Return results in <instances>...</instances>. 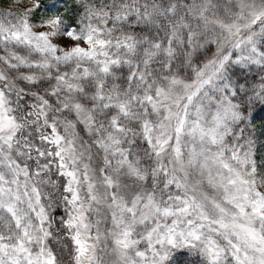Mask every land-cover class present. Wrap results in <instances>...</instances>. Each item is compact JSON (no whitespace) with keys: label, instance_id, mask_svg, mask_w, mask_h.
<instances>
[{"label":"snow or ice","instance_id":"6c2138e0","mask_svg":"<svg viewBox=\"0 0 264 264\" xmlns=\"http://www.w3.org/2000/svg\"><path fill=\"white\" fill-rule=\"evenodd\" d=\"M0 264H264V0H0Z\"/></svg>","mask_w":264,"mask_h":264}]
</instances>
